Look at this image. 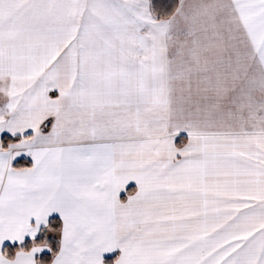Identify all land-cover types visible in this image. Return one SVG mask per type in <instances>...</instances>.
Wrapping results in <instances>:
<instances>
[{
  "label": "snow or ice",
  "instance_id": "1",
  "mask_svg": "<svg viewBox=\"0 0 264 264\" xmlns=\"http://www.w3.org/2000/svg\"><path fill=\"white\" fill-rule=\"evenodd\" d=\"M0 264H264V0H0Z\"/></svg>",
  "mask_w": 264,
  "mask_h": 264
}]
</instances>
